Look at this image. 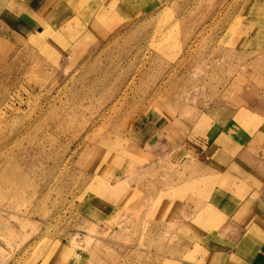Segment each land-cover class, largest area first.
<instances>
[{
    "label": "rangeland",
    "instance_id": "1",
    "mask_svg": "<svg viewBox=\"0 0 264 264\" xmlns=\"http://www.w3.org/2000/svg\"><path fill=\"white\" fill-rule=\"evenodd\" d=\"M68 2L39 35L0 22V264H66L75 247L160 264L179 231L160 221L193 183L176 149L204 158L215 120L264 126V0Z\"/></svg>",
    "mask_w": 264,
    "mask_h": 264
},
{
    "label": "crops",
    "instance_id": "2",
    "mask_svg": "<svg viewBox=\"0 0 264 264\" xmlns=\"http://www.w3.org/2000/svg\"><path fill=\"white\" fill-rule=\"evenodd\" d=\"M0 1V22L14 36L31 35L36 29L39 35L44 28H57L71 18L58 9L62 3L70 4L68 0ZM40 49L53 52L58 48L45 44ZM206 133L204 158L181 151L182 146L176 149V154L180 152L174 155L176 163L187 166L182 181L193 183L186 186L184 197L178 195L181 187L177 188L179 198L174 199L177 204L173 217L160 221L176 224L179 231L173 236L176 250L166 247L159 263L264 264V126L249 128L231 119L215 120ZM219 140L227 151L222 150ZM91 205L100 208L94 202L85 209L90 211ZM113 205L117 218L126 202L120 198ZM89 217L85 219L88 226L98 225ZM87 237L83 234V239ZM74 250L79 258L73 252L66 264H89L87 252L76 247ZM97 261L104 264L103 257L98 256Z\"/></svg>",
    "mask_w": 264,
    "mask_h": 264
}]
</instances>
